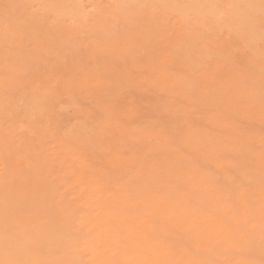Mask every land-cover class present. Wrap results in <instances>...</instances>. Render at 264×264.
<instances>
[{
	"label": "rangeland",
	"instance_id": "rangeland-1",
	"mask_svg": "<svg viewBox=\"0 0 264 264\" xmlns=\"http://www.w3.org/2000/svg\"><path fill=\"white\" fill-rule=\"evenodd\" d=\"M0 264H264V0H0Z\"/></svg>",
	"mask_w": 264,
	"mask_h": 264
},
{
	"label": "bare ground",
	"instance_id": "bare-ground-1",
	"mask_svg": "<svg viewBox=\"0 0 264 264\" xmlns=\"http://www.w3.org/2000/svg\"><path fill=\"white\" fill-rule=\"evenodd\" d=\"M137 205H139V203H138ZM140 205H141V203H140ZM118 240H119V238H118L117 234L115 233L114 244H116V243L118 242ZM109 248H110V247H109ZM110 251H112V250H110ZM95 253H97V251H95Z\"/></svg>",
	"mask_w": 264,
	"mask_h": 264
}]
</instances>
